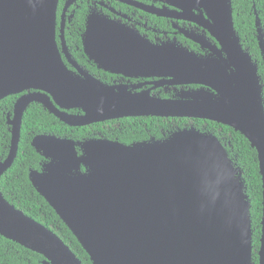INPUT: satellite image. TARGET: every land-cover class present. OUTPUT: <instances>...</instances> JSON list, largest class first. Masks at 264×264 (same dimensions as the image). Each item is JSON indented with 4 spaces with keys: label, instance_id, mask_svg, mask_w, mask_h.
<instances>
[{
    "label": "water",
    "instance_id": "obj_1",
    "mask_svg": "<svg viewBox=\"0 0 264 264\" xmlns=\"http://www.w3.org/2000/svg\"><path fill=\"white\" fill-rule=\"evenodd\" d=\"M164 1L209 31L220 47L195 30H186V36L209 53L176 41L154 43L96 10L87 18L83 46L104 70L200 86L182 89L175 98L106 84L78 65L71 70L62 56L70 54L60 0H0V100L21 94L8 115L10 151L0 159V234L43 255V264L84 263L1 188L19 154L23 118L32 103L70 126L151 115L201 118L240 131L258 151L263 216L257 264H264V95L258 65L241 43L232 0ZM145 8L171 15L155 5ZM32 145L46 162L42 170H30L31 182L93 264H256L244 171L213 132L189 125L131 144L46 133L36 135Z\"/></svg>",
    "mask_w": 264,
    "mask_h": 264
},
{
    "label": "flooded vegetation",
    "instance_id": "obj_2",
    "mask_svg": "<svg viewBox=\"0 0 264 264\" xmlns=\"http://www.w3.org/2000/svg\"><path fill=\"white\" fill-rule=\"evenodd\" d=\"M232 3L234 13H236V16H234L235 28L238 32V35L240 36V40L244 49H246L251 54L254 62L258 65V72L261 78V83L263 85L264 95V0H232ZM150 5H155L158 8H164L171 15L160 16L158 14L151 13L145 8ZM94 10H96V13L100 17H103V15H107L109 18L121 21L123 24L129 26L132 30L137 31L143 38L150 39L154 43L160 44L167 41H176L179 44L187 46L188 48L199 54L209 53V49L203 48L200 43L186 36V30H195L196 32L204 33L206 37L212 42V44H216L220 47V43L215 39V37L211 35L209 31L205 30L202 26H200L194 21L181 18V16H186L181 15L180 8L164 0H60L58 9L59 21L61 22L64 16L66 29L75 26V20L79 12L83 11L85 14L84 27H80L79 30H74V34L79 35L81 37V46L74 47L72 45H69L65 30V37L68 46L67 51L70 54V56H68L67 53L62 51V56L65 63L71 70L74 71L79 70L76 66L78 65L79 68L89 71L91 74L96 76V78L109 85H128L130 89H134V92H140L143 90L151 89L153 94L158 95L162 98H175L178 92L182 89L200 87L199 85L195 84L174 85L166 83L169 78L144 75L129 76L122 73L110 72L99 68L95 62L90 60L83 46V34L86 30L87 18ZM59 35L60 32L58 33V42L61 44V38ZM20 95L21 94L9 95L7 97L17 96L18 99ZM68 111L73 114L83 113V111L79 109H71ZM11 112H9L8 115L11 114ZM183 118L209 121L201 118L141 115L114 118L85 126L71 127L95 126L96 133H98L99 135L87 138L105 137L113 140H118L123 143L131 144L134 142L165 138L180 127H185L189 125L196 126L195 124L189 123L185 124L184 126L175 124L176 119ZM171 123L173 127L176 126V128L173 130L167 128L171 126ZM198 128L205 130V127ZM104 132L116 136L110 138L105 136V134H103ZM131 133H133L134 135L139 134L140 136L130 139L129 142H125L123 139L121 140L120 135H122V137H127ZM69 138L79 139L75 137ZM45 162L46 159L44 157V161L42 162L41 168L39 170H42V166Z\"/></svg>",
    "mask_w": 264,
    "mask_h": 264
},
{
    "label": "trees",
    "instance_id": "obj_3",
    "mask_svg": "<svg viewBox=\"0 0 264 264\" xmlns=\"http://www.w3.org/2000/svg\"><path fill=\"white\" fill-rule=\"evenodd\" d=\"M236 16V13H234ZM85 14L83 11L77 14L75 26L66 29V37L69 45L81 46L82 40L74 30L84 27ZM17 96H10L0 101V159L7 157L11 145V131L7 123L8 113L13 110ZM195 124L198 127H205V130L214 132L224 145L230 155L243 169L244 177L248 188V195L251 201V214L253 219V244L254 262H259L258 251L260 249L261 221L263 216V180L260 173L258 151L252 147L251 142L240 131L233 127L221 124L216 121H203L192 119H176V125ZM170 130L176 128L167 127ZM102 129V128H101ZM102 131V130H101ZM41 133H55L60 136L75 137L79 139L95 137V126L71 127L52 115L42 105L31 104L26 111L21 131L19 154L13 166L7 170L1 178V188L5 197L16 207L34 219L53 229L62 239L70 245L73 251L82 259L84 264H93L88 253L72 233L66 223L57 214L50 203L36 190L29 179L30 169H40L44 157L39 154L32 145L33 138ZM113 138L116 135L107 134ZM140 136L131 133L122 137L125 142ZM44 256L37 253L16 241L8 239L0 234V264H43Z\"/></svg>",
    "mask_w": 264,
    "mask_h": 264
}]
</instances>
